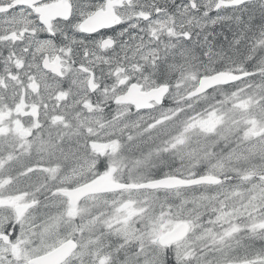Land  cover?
I'll return each instance as SVG.
<instances>
[{
	"label": "snow or ice",
	"instance_id": "1",
	"mask_svg": "<svg viewBox=\"0 0 264 264\" xmlns=\"http://www.w3.org/2000/svg\"><path fill=\"white\" fill-rule=\"evenodd\" d=\"M0 264H264V0H0Z\"/></svg>",
	"mask_w": 264,
	"mask_h": 264
}]
</instances>
